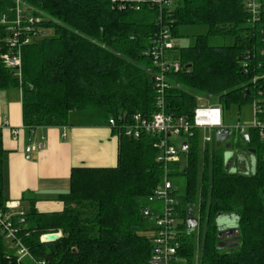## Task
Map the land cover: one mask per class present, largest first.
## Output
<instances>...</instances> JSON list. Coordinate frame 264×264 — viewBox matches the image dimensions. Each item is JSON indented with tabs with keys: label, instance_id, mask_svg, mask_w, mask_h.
Instances as JSON below:
<instances>
[{
	"label": "trees",
	"instance_id": "trees-1",
	"mask_svg": "<svg viewBox=\"0 0 264 264\" xmlns=\"http://www.w3.org/2000/svg\"><path fill=\"white\" fill-rule=\"evenodd\" d=\"M40 36L23 47L22 78L5 65L8 32L0 24V89H22L23 123L28 129L67 126L72 115L81 125H108L120 137L114 167H75L71 188L61 195L60 211H24L25 222L13 215L19 234L36 260L46 264H149L153 250L152 223L143 214L146 198L166 177L184 179L177 205L181 220L179 255L187 264L195 258V233L188 212L198 203L199 264H264V137L256 128L238 140L244 165L228 154L226 134L206 143L200 155L201 130L186 135V163L157 161L163 135L124 134L134 116L151 118L158 93L150 49L167 27L178 38L182 25H204L193 46L170 51L181 64L167 69L166 112L193 120L198 96L211 95L225 118L232 109L257 102L264 116V3L260 18L250 22L245 0H173L163 8L149 0H29ZM14 0H0V14ZM211 37H231L232 43L211 45ZM2 130L0 128V205L3 197ZM248 157V156H247ZM201 159L203 162L201 170ZM199 183L201 184L198 189ZM194 211V210H193ZM228 215L234 226L224 230L218 217ZM205 225V230L203 226ZM234 228L231 235L227 228ZM237 230V231H236ZM62 231L52 241L47 233ZM13 255L7 258V255ZM0 264H18L11 243L0 233ZM26 264H35L28 261Z\"/></svg>",
	"mask_w": 264,
	"mask_h": 264
},
{
	"label": "built area",
	"instance_id": "built-area-1",
	"mask_svg": "<svg viewBox=\"0 0 264 264\" xmlns=\"http://www.w3.org/2000/svg\"><path fill=\"white\" fill-rule=\"evenodd\" d=\"M113 1L118 2L119 0ZM123 1L121 0V2ZM149 1L161 8L173 5V0ZM245 7L251 15L250 22L253 23L260 18L261 0H245ZM31 8L29 0H14V5L10 10L11 15L14 16H10L9 12L0 14V24L4 25L8 32L6 39L8 48L1 57L5 65L14 70L20 80L22 78L23 47L40 36L39 29L35 24L41 20V17L33 14V11H30ZM176 46L175 38L167 27L163 28L154 39L150 53L156 66L153 72L158 93V109L151 118L136 114L133 124L122 126L124 134L130 138H139L143 133L163 135L157 142L160 149L157 161L164 162L166 165L169 162H182L183 154L189 150L188 142H186L185 148L184 143L179 148L171 141V136H192L193 128L204 131L230 128L232 132L236 131L242 136L248 134L250 128H256L264 137V116H261L262 110L257 102L253 103V118L245 125L240 123L235 126L227 125L224 111L218 105L198 106L192 121L183 116L174 117L166 112L164 99L165 88L168 86L166 71L170 68L176 71L181 68L178 60L170 58V51ZM117 125V120L111 118L109 126L115 127ZM13 132L16 135L18 130L14 129ZM212 138L213 136L210 140L207 139V142L211 141ZM31 148L32 146H29L27 151H30ZM178 192V185L170 177H166L146 198L143 214L152 223L153 236V250L148 259L149 264H187V261L179 255L181 228L179 227L180 218L177 209L180 195ZM16 214L19 216V221L24 223V211L21 210L14 214L0 205V233L12 244L18 264H26L28 261L35 264H46L44 260H36L25 244L19 234L20 228L13 221V215ZM41 240L47 241L44 235H42ZM12 256L9 254L7 258H12Z\"/></svg>",
	"mask_w": 264,
	"mask_h": 264
},
{
	"label": "crops",
	"instance_id": "crops-1",
	"mask_svg": "<svg viewBox=\"0 0 264 264\" xmlns=\"http://www.w3.org/2000/svg\"><path fill=\"white\" fill-rule=\"evenodd\" d=\"M0 128L3 197L14 214L33 206L39 212L63 210L61 195L70 191L73 168L118 164L120 137L108 125L72 120L67 126L26 128L20 87L0 89Z\"/></svg>",
	"mask_w": 264,
	"mask_h": 264
},
{
	"label": "rangeland",
	"instance_id": "rangeland-1",
	"mask_svg": "<svg viewBox=\"0 0 264 264\" xmlns=\"http://www.w3.org/2000/svg\"><path fill=\"white\" fill-rule=\"evenodd\" d=\"M207 27L204 25H182L179 29V36L178 38H175L176 45L178 47H186V46H193L196 42V37L199 34L206 33ZM209 42L211 45H221V44H229L233 42V39L231 37H211L209 38ZM215 100L211 97V95H204L201 94L198 96V106L200 105H214ZM253 118V104L245 105L240 110L237 108L232 109L230 112L227 113V117L225 118L226 124L235 126L236 124L240 123L241 125L248 124L250 120ZM72 120H77V115H72ZM213 136L212 130L204 131L201 130V141H200V155H202L204 146L206 143H212L213 138L211 141L207 142V139H211ZM238 140H240V144H245V140L243 139L242 135H239L236 131H233L231 134H228L225 140L222 141L227 143H232L231 146L227 147L228 154L234 153L238 154L240 153V149L236 145ZM171 141L174 142L179 148H181L182 144L188 141L187 136L183 135H174L171 136ZM244 153V152H242ZM247 156L250 158L252 155L247 154ZM182 162L185 164L186 160L185 158L182 159ZM203 162L201 159V170H202ZM174 182L179 187V194H183V185H184V179H175ZM201 184L199 183L198 189H200ZM195 216L199 217L198 213V203L194 206ZM219 225L226 224L227 226H234L235 221L233 218H231L228 215H221L217 219ZM181 223V220H179ZM201 225L199 224L195 229V258L193 260L192 264H199L200 260V246H199V233H200ZM203 230H205V225L203 226ZM6 242L10 243V241L6 240Z\"/></svg>",
	"mask_w": 264,
	"mask_h": 264
},
{
	"label": "water",
	"instance_id": "water-1",
	"mask_svg": "<svg viewBox=\"0 0 264 264\" xmlns=\"http://www.w3.org/2000/svg\"><path fill=\"white\" fill-rule=\"evenodd\" d=\"M222 133L228 135L231 134L232 131L230 128H218L216 129V135L219 136ZM245 137L248 139L249 138V134H245ZM186 146V142L184 143V148ZM229 147V144H228ZM199 225V218L195 216V211L191 210L188 212V218H187V226L189 228V230L195 229L197 226ZM220 227L222 228V230H224L227 225H220ZM237 231V230H236ZM234 232V228H227L225 233L228 235H231ZM60 237V234L57 232H53V233H47L44 235V238L47 241H52V240H56Z\"/></svg>",
	"mask_w": 264,
	"mask_h": 264
},
{
	"label": "flooded vegetation",
	"instance_id": "flooded-vegetation-1",
	"mask_svg": "<svg viewBox=\"0 0 264 264\" xmlns=\"http://www.w3.org/2000/svg\"><path fill=\"white\" fill-rule=\"evenodd\" d=\"M242 152H244V153L234 154V156L239 158V162L241 164H244L246 166L247 165H252V156L250 158L247 157V154H250V152L249 151L247 152V149H243Z\"/></svg>",
	"mask_w": 264,
	"mask_h": 264
}]
</instances>
